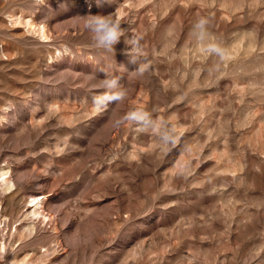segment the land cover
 Masks as SVG:
<instances>
[{
  "label": "rangeland",
  "instance_id": "obj_1",
  "mask_svg": "<svg viewBox=\"0 0 264 264\" xmlns=\"http://www.w3.org/2000/svg\"><path fill=\"white\" fill-rule=\"evenodd\" d=\"M0 264H264V0H0Z\"/></svg>",
  "mask_w": 264,
  "mask_h": 264
},
{
  "label": "clouds",
  "instance_id": "obj_2",
  "mask_svg": "<svg viewBox=\"0 0 264 264\" xmlns=\"http://www.w3.org/2000/svg\"><path fill=\"white\" fill-rule=\"evenodd\" d=\"M207 21L201 19L200 25L203 26ZM85 27L92 33L94 40L103 47L112 48L120 42L121 28L120 25L108 16H93L91 19L86 18ZM115 83V80L112 81ZM94 110H100L95 104L93 98Z\"/></svg>",
  "mask_w": 264,
  "mask_h": 264
}]
</instances>
